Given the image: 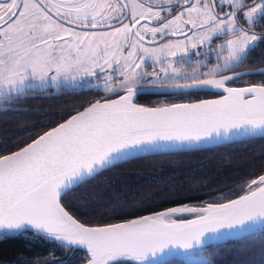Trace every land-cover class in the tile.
<instances>
[{
	"label": "snow or ice",
	"instance_id": "snow-or-ice-1",
	"mask_svg": "<svg viewBox=\"0 0 264 264\" xmlns=\"http://www.w3.org/2000/svg\"><path fill=\"white\" fill-rule=\"evenodd\" d=\"M257 26L264 27V0H160L159 6L154 0L131 6L127 0H0V102L15 103L37 86L92 80L105 93L62 113L66 119L52 121L30 143L0 151V239L31 231L82 250L86 264H173L172 257L194 251L201 264H213L205 253L218 240L254 226L264 230V175L235 198L120 223L89 226L65 201L118 162L162 142L264 135V80L237 86L264 70L235 71L264 41ZM142 80L159 85L160 94L215 98L145 107L134 102ZM16 264L43 261L20 256Z\"/></svg>",
	"mask_w": 264,
	"mask_h": 264
},
{
	"label": "trees",
	"instance_id": "trees-1",
	"mask_svg": "<svg viewBox=\"0 0 264 264\" xmlns=\"http://www.w3.org/2000/svg\"><path fill=\"white\" fill-rule=\"evenodd\" d=\"M262 27V26H261ZM264 30V27H262ZM264 66V41L249 51L248 58L235 71ZM244 84H256L264 76H245ZM92 89V90H89ZM95 87L57 86L36 89L15 103L0 102V151H14L43 131L52 121L66 119L81 105L102 95ZM210 97L178 94L139 95L137 102L159 106ZM164 101L162 102L161 99ZM264 173V137L242 140L195 151L138 157L117 164L96 179L69 192L66 203L81 222L88 225L118 223L170 207L235 198L251 179ZM189 217V216H187ZM213 264H262L264 230L261 228L227 241L217 242L205 253ZM50 261L71 258L84 262L82 250L73 251L33 232L0 239V261L16 264L17 257ZM50 257L49 260L44 258ZM173 264H201L180 256Z\"/></svg>",
	"mask_w": 264,
	"mask_h": 264
},
{
	"label": "water",
	"instance_id": "water-1",
	"mask_svg": "<svg viewBox=\"0 0 264 264\" xmlns=\"http://www.w3.org/2000/svg\"><path fill=\"white\" fill-rule=\"evenodd\" d=\"M250 70L258 72L260 70H264V66L258 67V68H250V69H245V70H238V72H247V71H250ZM226 74H228V73H226ZM240 86H244V85H240ZM161 92H162V89L160 88L159 85H145L144 88L141 91V94H139V95H144V94L167 95V94H160ZM139 95L134 97V102L136 104H139V105H142V106H145V107H156V106H146V105L138 103L137 102V98H138ZM99 98H101V97H99ZM99 98H97V99H99ZM212 98H215V97L210 96V97L200 98V99H212ZM196 100H198V99H196ZM196 100L179 101V102H173V103H188V102H195ZM169 104H171V103H169ZM159 106H162V105H159ZM260 137H264V135L257 134V135L252 136V137L241 135V136L232 137V138H230V139H228L226 141L220 142V143H207V144H200V145H187V144H180L178 142H176V143L162 142L159 145V147H156V148L149 147V148L145 149L144 151L136 152L133 155L127 157L125 161L131 160V159H134V158H138V157H145V156H151V155L186 152V151H195V150L215 147V146L222 145V144L238 142V141L247 140V139H253V138H260ZM30 142L31 141H29L28 143H30ZM119 163H122V162H118L117 164H119ZM261 175H264V173L261 174ZM190 206H199V205H190ZM147 215H150V214H147ZM188 218H191V217H188ZM132 219H134V218H132ZM118 223H120V222H118ZM89 226H95V225H89ZM258 229H260L259 226H254L252 229H250V231L248 233L256 231ZM245 234H247V233H245ZM236 237H240V236L224 237V238H221L220 240H218L217 242L227 241L229 239H233V238H236ZM81 264H86V262L84 261Z\"/></svg>",
	"mask_w": 264,
	"mask_h": 264
},
{
	"label": "rangeland",
	"instance_id": "rangeland-1",
	"mask_svg": "<svg viewBox=\"0 0 264 264\" xmlns=\"http://www.w3.org/2000/svg\"><path fill=\"white\" fill-rule=\"evenodd\" d=\"M218 42H219V41H217V43H218ZM145 70H146L147 72H151V71L153 70V69H152V62H151V60L148 61V65H147V67H146ZM244 83H247L246 79H245V80L242 79V81L237 82V86L245 85ZM60 86H61V85H60ZM63 86H64V85H63ZM76 86H77V87H81V86H84V87H95V88L98 87L97 82L94 81V80H92V81H87V82H82V83H80V84H78V85H76ZM49 87H57V86H53V85L49 84V85H47V86H44L43 88H49ZM99 87L102 88L103 85L100 84ZM43 88H41L40 86H37L36 89H43ZM103 94H104V92L102 91V95H103ZM159 100H161L162 102L164 101L163 98H161V99H159ZM187 206H188V205H187ZM184 215H185V216H189V217H191L190 214H184ZM180 257H182V258H184V259H186V260H190V261H200V257H199V255H198L195 251H194L193 253H191L190 255H185V256H180Z\"/></svg>",
	"mask_w": 264,
	"mask_h": 264
},
{
	"label": "flooded vegetation",
	"instance_id": "flooded-vegetation-1",
	"mask_svg": "<svg viewBox=\"0 0 264 264\" xmlns=\"http://www.w3.org/2000/svg\"><path fill=\"white\" fill-rule=\"evenodd\" d=\"M127 2H128L129 5L131 6V5L135 4V3H137V0H127ZM154 2L156 3L157 6H159V2H160V0H154ZM178 10H179V9H177V11H178ZM129 11H131V7H130ZM253 30H254L255 32H257V33L264 31V30L262 29L261 26H257V27L254 28ZM164 42H167V41H164ZM149 46L151 47L152 45H149ZM191 59H192V63L189 64V65L187 66V68H186V71H188V72H191V71L193 70L194 66H195V60H196V57L193 56ZM200 59H203V57H200ZM214 62H215V61H213V63H214ZM177 67H180V65H177ZM141 84L144 85V86H145V85H152V84H149L148 80H142V81H141ZM104 95H105V93H104L103 95H101L100 97H102V96H104Z\"/></svg>",
	"mask_w": 264,
	"mask_h": 264
}]
</instances>
